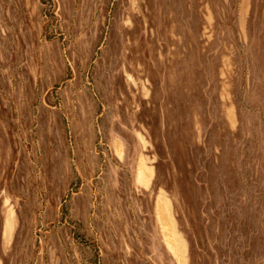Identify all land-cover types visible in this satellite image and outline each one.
Segmentation results:
<instances>
[{
  "label": "rangeland",
  "instance_id": "obj_1",
  "mask_svg": "<svg viewBox=\"0 0 264 264\" xmlns=\"http://www.w3.org/2000/svg\"><path fill=\"white\" fill-rule=\"evenodd\" d=\"M0 264H264V0H0Z\"/></svg>",
  "mask_w": 264,
  "mask_h": 264
}]
</instances>
